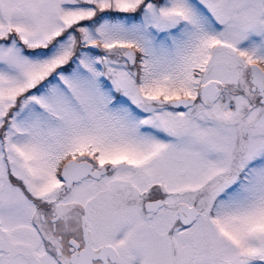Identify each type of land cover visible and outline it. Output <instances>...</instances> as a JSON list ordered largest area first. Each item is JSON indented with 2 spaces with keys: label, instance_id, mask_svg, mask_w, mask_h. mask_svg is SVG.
<instances>
[{
  "label": "snow or ice",
  "instance_id": "snow-or-ice-1",
  "mask_svg": "<svg viewBox=\"0 0 264 264\" xmlns=\"http://www.w3.org/2000/svg\"><path fill=\"white\" fill-rule=\"evenodd\" d=\"M0 264H264V0H0Z\"/></svg>",
  "mask_w": 264,
  "mask_h": 264
}]
</instances>
